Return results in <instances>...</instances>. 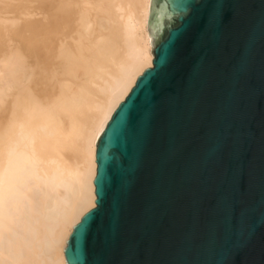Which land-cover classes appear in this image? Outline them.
<instances>
[{"label":"water","instance_id":"obj_1","mask_svg":"<svg viewBox=\"0 0 264 264\" xmlns=\"http://www.w3.org/2000/svg\"><path fill=\"white\" fill-rule=\"evenodd\" d=\"M149 31L66 261L264 264V0H153Z\"/></svg>","mask_w":264,"mask_h":264},{"label":"bare ground","instance_id":"obj_2","mask_svg":"<svg viewBox=\"0 0 264 264\" xmlns=\"http://www.w3.org/2000/svg\"><path fill=\"white\" fill-rule=\"evenodd\" d=\"M153 0H0V264H68L97 142L154 67Z\"/></svg>","mask_w":264,"mask_h":264},{"label":"snow or ice","instance_id":"obj_3","mask_svg":"<svg viewBox=\"0 0 264 264\" xmlns=\"http://www.w3.org/2000/svg\"><path fill=\"white\" fill-rule=\"evenodd\" d=\"M164 52H165V46L162 45L161 46V50L159 52L160 57L162 55H164ZM118 130H119V124L118 123L117 124H114L113 125V134H115V132L118 131ZM78 231L80 232L81 236H83L87 232V222H85V224H82L80 226V228H79ZM75 242H76V235L74 234V237H73V245H70V250L74 246Z\"/></svg>","mask_w":264,"mask_h":264}]
</instances>
